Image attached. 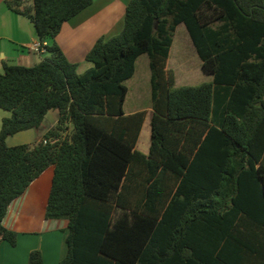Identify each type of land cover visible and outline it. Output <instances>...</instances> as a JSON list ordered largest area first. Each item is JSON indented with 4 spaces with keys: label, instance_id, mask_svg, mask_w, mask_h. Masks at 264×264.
Listing matches in <instances>:
<instances>
[{
    "label": "trees",
    "instance_id": "1",
    "mask_svg": "<svg viewBox=\"0 0 264 264\" xmlns=\"http://www.w3.org/2000/svg\"><path fill=\"white\" fill-rule=\"evenodd\" d=\"M3 2L49 56L0 73V242L16 245L8 206L53 166L44 218L67 222L59 264H264V0H129L121 32L94 43L81 74L55 38L92 0ZM181 24L210 82L174 87ZM144 54L147 154L136 150L145 113L123 112ZM52 110L40 142L6 145ZM28 264H42L38 251Z\"/></svg>",
    "mask_w": 264,
    "mask_h": 264
},
{
    "label": "crops",
    "instance_id": "2",
    "mask_svg": "<svg viewBox=\"0 0 264 264\" xmlns=\"http://www.w3.org/2000/svg\"><path fill=\"white\" fill-rule=\"evenodd\" d=\"M128 2L92 0L90 6L62 25L55 42L67 60L76 65L78 74L92 67L85 60V55L99 38L107 40L121 32ZM38 42L32 24L10 12L0 0V68L3 63L21 66L27 63L30 57L28 50ZM9 116V112L0 109V127L2 119ZM57 118V111H49L39 129L9 136L5 140L6 145L12 147L18 143L32 145L40 142L43 135L55 126ZM52 176L53 166H50L8 206L2 224L17 234V241L14 247L0 242V264H28L32 251L40 253L42 264H59L65 256L67 222L44 218Z\"/></svg>",
    "mask_w": 264,
    "mask_h": 264
},
{
    "label": "rangeland",
    "instance_id": "3",
    "mask_svg": "<svg viewBox=\"0 0 264 264\" xmlns=\"http://www.w3.org/2000/svg\"><path fill=\"white\" fill-rule=\"evenodd\" d=\"M32 29L34 30L33 25ZM16 49L20 50V48ZM28 53H30L29 61L22 63V66L32 67L41 59L49 56V54L39 55L31 50H28ZM167 68L174 74L175 88L197 86L203 82H210L212 80V75L202 69L201 62L182 24L174 32L167 60ZM1 72L2 68H0ZM149 79L148 57L144 54L136 59L133 76L123 83L127 88L123 112L127 114L136 112L145 113V119L136 145V150L143 154L148 153L150 146L149 119L151 113V95ZM18 145H21V143H18Z\"/></svg>",
    "mask_w": 264,
    "mask_h": 264
},
{
    "label": "built area",
    "instance_id": "4",
    "mask_svg": "<svg viewBox=\"0 0 264 264\" xmlns=\"http://www.w3.org/2000/svg\"><path fill=\"white\" fill-rule=\"evenodd\" d=\"M45 43H41V42H38V43H34L31 45L30 47V50L41 55L43 53H45ZM56 140L52 139V140H43V144H46V143H50V144H53L55 143Z\"/></svg>",
    "mask_w": 264,
    "mask_h": 264
}]
</instances>
